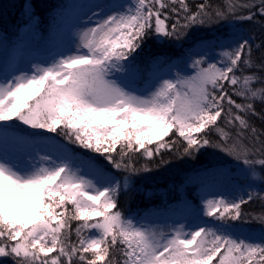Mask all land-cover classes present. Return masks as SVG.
<instances>
[{
  "label": "snow or ice",
  "instance_id": "obj_1",
  "mask_svg": "<svg viewBox=\"0 0 264 264\" xmlns=\"http://www.w3.org/2000/svg\"><path fill=\"white\" fill-rule=\"evenodd\" d=\"M94 7L76 52L0 80V137L35 153L24 166L0 159V258L12 264H264V232L257 242L243 235L242 223H233L248 215L243 205L264 201V191L206 199L203 214L215 223L188 230L181 225L165 232L126 217L118 206L133 176L159 167L150 163L156 157L164 164L165 152L194 157L215 148L253 176L256 166L264 172V126L254 122L264 125V107L257 109L264 106V0H202L195 7L189 0H134ZM242 21L258 26L259 42L255 33L233 32L223 41L198 37L190 49L197 53L190 75L177 72L146 95L129 90L123 77L139 71L136 55L150 36L184 41L194 28ZM217 46L218 59L202 54ZM18 126L59 129L125 175L122 181L88 179L73 167L66 147L55 159L41 154L49 138L39 132L18 136ZM137 154L144 158L140 166ZM253 218L264 226V212Z\"/></svg>",
  "mask_w": 264,
  "mask_h": 264
},
{
  "label": "trees",
  "instance_id": "obj_2",
  "mask_svg": "<svg viewBox=\"0 0 264 264\" xmlns=\"http://www.w3.org/2000/svg\"><path fill=\"white\" fill-rule=\"evenodd\" d=\"M74 0H0V45L2 46L0 66L4 67L9 58L13 46L26 43L27 35L22 30L30 29L28 36L32 37V30L40 32V38L36 41L40 47L53 46L57 41L58 25H61V17L66 10L73 7ZM195 7L202 0H189ZM212 4H220L222 0H210ZM30 3L32 8L27 11L23 5ZM233 32L242 33L248 36L255 33L259 42L261 32L257 25L242 22H219L215 25H206L194 28L189 39L184 41L158 40L155 36H150L144 43L142 50L136 55L135 64L139 67L138 78L132 80L136 86L143 87L150 78L152 71L157 67L164 68L176 61L178 67L191 62L188 57L195 51L192 49L193 42L198 37H219L220 40H227ZM35 42V41H34ZM33 42L27 44L30 51L42 53L31 47ZM209 50V49H208ZM221 47L217 46L209 50L208 57L218 59ZM4 56H6L4 58ZM160 59L156 63L152 61ZM262 105L257 104L260 110ZM257 126L261 121L254 118ZM24 131V130H23ZM26 132V131H24ZM210 138L217 139L215 132H211ZM169 137L165 139H170ZM70 142V141H69ZM182 147V145H179ZM81 162H92L101 169L102 176H114L121 179L125 173L114 169L106 159L100 154L83 149L70 142V151ZM164 164H160V157H156L152 163L159 165L153 167L150 172L133 176L129 189L122 190L119 195L118 206L126 217H131L137 222L147 220L156 223H168V219L173 213H180L186 221H194L202 218L208 224L215 223L213 218L203 216V205L200 200L199 187L200 178L206 175L212 176L217 185L224 190L223 196L226 198H239L247 192L264 191V172L256 166L255 171L258 176H253L251 170H245L241 162L234 160L218 149L205 147L194 157L182 156L176 152L163 153ZM91 158L95 159L92 160ZM99 162L100 164H98ZM135 163L140 166L144 163V158L140 154L136 155ZM243 212L247 213L242 222L244 225L243 235L254 241H259L264 232V226L260 221L254 219L255 215L264 212V201L254 198L252 201L242 206ZM75 227V222H73ZM75 239V237H73ZM5 262H12L11 258H1ZM0 264H3L0 262Z\"/></svg>",
  "mask_w": 264,
  "mask_h": 264
},
{
  "label": "rangeland",
  "instance_id": "obj_3",
  "mask_svg": "<svg viewBox=\"0 0 264 264\" xmlns=\"http://www.w3.org/2000/svg\"><path fill=\"white\" fill-rule=\"evenodd\" d=\"M133 2L134 0H74L72 3L73 7L66 10L61 17V25H58L57 27V41L53 46L40 47L39 44L36 43V41L40 38V32L38 30H32L31 38L28 36L30 29L22 30V32L27 35V37L25 38L27 44L33 42L31 47L34 49L41 50L42 55L37 56L31 54V56L29 57L28 54L32 52H29V46L25 42L13 46L14 48L9 54L10 58L7 62L6 69L4 70L0 68V80L4 78L11 79L13 75H18L21 71L29 72L33 70L34 65L48 66L54 60L59 59L61 56H67L76 52L77 45L79 44V32L82 29L90 26L88 17L92 16L93 12L98 11L94 7L95 4L115 3L127 5ZM30 10L31 9H28L27 11ZM1 50L2 46L0 45V55ZM202 54L208 56L209 50L204 49ZM196 55L197 53H191L189 54L188 59L191 61V59L195 58ZM5 57L6 56H4V58ZM1 59H3V57L0 56V60ZM190 63L191 62H188L185 63L182 67H178L175 61L170 66L164 68L157 67L154 71H152L150 78L147 79V81L145 82L146 84L143 87L136 86L132 83V80L136 81V79L138 78V73H131L123 78L127 82L129 90H135L137 94L146 95L152 90H154V87L160 80L174 78L177 72L184 75H190ZM17 130L20 131L16 132L18 136L26 135L23 133L24 131H26L27 133L39 132L43 136L48 137V141L45 144L41 145V154H51L53 156V159L57 158L58 156H62V149L64 147H66L70 151V142L66 140L63 135L58 134L59 129L57 133H52L47 132L46 130H32L27 128V126H18L16 128V131ZM70 154L74 157V159L70 162L73 164L74 168L80 170V174L85 175L88 179H93L99 182H106L107 177L109 176H102L101 169L98 167L97 164L91 162V164L95 165V167H92L90 166V162L84 164L83 162H81V160L77 159V157L71 152ZM34 155L35 153H33L31 149L28 148L21 141L13 139L11 137L8 139L0 137V159H5L20 166H24L29 163L31 156ZM91 159L95 160L93 158ZM97 163L100 164L99 162ZM200 180L201 182L198 192L204 211V201L209 198L223 195L224 190L217 185L215 179L212 178V176L210 175L203 176L200 178ZM206 223L207 222L204 221L202 218H197L196 220L191 222L186 221L184 219V216L180 213L171 214L170 218L168 219V223H156L155 221L151 220L143 222V224L156 227L157 229H163L165 232H168L172 228L179 227L181 225H184L185 230H188L190 228L194 229L197 226H202ZM0 262H2L3 264H12V262H5L1 258Z\"/></svg>",
  "mask_w": 264,
  "mask_h": 264
}]
</instances>
